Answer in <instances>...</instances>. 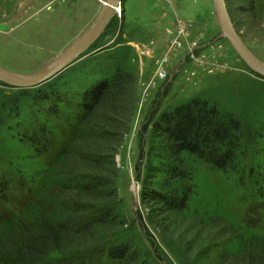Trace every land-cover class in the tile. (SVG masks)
Instances as JSON below:
<instances>
[{
    "label": "rangeland",
    "instance_id": "1",
    "mask_svg": "<svg viewBox=\"0 0 264 264\" xmlns=\"http://www.w3.org/2000/svg\"><path fill=\"white\" fill-rule=\"evenodd\" d=\"M251 1L239 0L229 14L264 61V0ZM104 2L0 0V65L22 73L47 65ZM119 6L98 38L51 78L29 87L0 83V174L14 182L8 202L0 197V243L14 221L46 215L56 222L63 245L42 260L1 258L0 264H261L264 195L257 186L264 175V76L222 34L212 0H121ZM113 64L136 77L134 113L116 150L108 147L103 121L95 135L84 124L79 102ZM192 95L208 97L239 118L240 163L223 171L192 155L188 209L175 213V224L162 220L156 227L149 220L156 212L142 197V188L162 175L147 176L148 166L159 162L148 154L158 146L150 121L159 109ZM37 126L55 136L43 152L30 138ZM88 148L92 154H82ZM91 175L101 177L97 189L84 186ZM100 204L112 208L109 221H97ZM109 238L130 240L137 257L109 263L108 247L89 251Z\"/></svg>",
    "mask_w": 264,
    "mask_h": 264
},
{
    "label": "trees",
    "instance_id": "2",
    "mask_svg": "<svg viewBox=\"0 0 264 264\" xmlns=\"http://www.w3.org/2000/svg\"><path fill=\"white\" fill-rule=\"evenodd\" d=\"M225 1L230 12L231 6H235L239 0ZM243 1L252 3L251 0ZM135 84L136 77L132 70L113 64L109 74L95 80L79 99L85 115L84 124L92 125L91 129L88 126L89 130L95 132V125L103 121L101 131L112 150L118 147L125 126L133 116ZM150 123L153 138H158V146L151 147L148 154L158 157L159 162L148 166L147 176H156L153 172H162V175L154 177V186L142 188V197L149 202V210L156 212L149 217L150 222L157 227L162 220L168 221V227L175 224V213L188 209L189 199L194 193L195 167L190 159L192 155L217 169L236 170L243 150L241 122L232 111L222 109L218 102L201 95H192L159 109ZM61 127L64 128L65 123H61ZM31 134L32 144L41 152L55 144V136L44 128L37 126ZM93 151L83 149L82 154L91 155ZM100 178L99 175H91L84 186L97 189L102 184ZM261 178V186L257 188L259 194L264 195V175ZM22 182L19 180L18 186ZM13 183L7 173L0 174L1 199L8 202L6 192ZM97 208V221L111 219L113 210L109 205L100 204ZM160 215H164L163 219H158ZM7 229V241L0 243V259L42 260L48 251L63 247L56 222L46 215L39 219L30 218L23 223L16 220ZM106 247V262L109 263L137 257L136 247L127 239L114 241V238H109L89 251L94 253ZM261 264H264V260Z\"/></svg>",
    "mask_w": 264,
    "mask_h": 264
},
{
    "label": "water",
    "instance_id": "3",
    "mask_svg": "<svg viewBox=\"0 0 264 264\" xmlns=\"http://www.w3.org/2000/svg\"><path fill=\"white\" fill-rule=\"evenodd\" d=\"M212 1L222 34L227 37L231 45L249 68L264 76V61L249 49L238 33L231 20L225 0ZM120 4L121 0H106L91 23L49 64L30 73L13 71L0 65V83L29 87L40 84L51 78L71 64L98 38L103 32L110 17L113 15L114 8Z\"/></svg>",
    "mask_w": 264,
    "mask_h": 264
},
{
    "label": "bare ground",
    "instance_id": "4",
    "mask_svg": "<svg viewBox=\"0 0 264 264\" xmlns=\"http://www.w3.org/2000/svg\"><path fill=\"white\" fill-rule=\"evenodd\" d=\"M105 1H106V0H105ZM119 10H120V6H116V7L114 8L113 15L117 14V12H118ZM113 15H112V16H113ZM112 16H111V17H112ZM111 17H110V18H111ZM53 60H54V59H53ZM48 64H49V63H48Z\"/></svg>",
    "mask_w": 264,
    "mask_h": 264
},
{
    "label": "crops",
    "instance_id": "5",
    "mask_svg": "<svg viewBox=\"0 0 264 264\" xmlns=\"http://www.w3.org/2000/svg\"><path fill=\"white\" fill-rule=\"evenodd\" d=\"M100 9V8H99Z\"/></svg>",
    "mask_w": 264,
    "mask_h": 264
}]
</instances>
